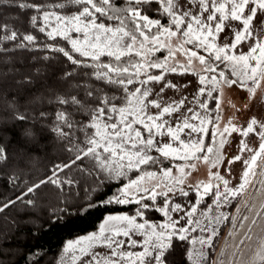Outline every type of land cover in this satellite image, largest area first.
Returning <instances> with one entry per match:
<instances>
[{"label": "snow or ice", "instance_id": "snow-or-ice-1", "mask_svg": "<svg viewBox=\"0 0 264 264\" xmlns=\"http://www.w3.org/2000/svg\"><path fill=\"white\" fill-rule=\"evenodd\" d=\"M11 3L34 10L31 28L66 45L38 43L31 32L9 30L0 35V52L9 51L4 42L10 41L13 49L59 53L74 67L33 64L0 71V175L9 185L27 183L19 173H3L14 140L17 166L28 164L53 143L68 154L27 183L15 199L0 204V213L19 203L24 206L22 220H40L33 197L48 186L62 192L77 183L69 170L75 166L84 171L85 159L100 177L97 187L124 179L129 172H142L111 198L99 192L95 199L75 205L62 201L59 211L51 210L45 222L49 225L60 222L69 207L81 212L97 201L138 206L131 215H108L97 232L68 242L64 251L72 254V264H211L205 249L212 248L216 225L228 217L222 212L210 215L212 209L201 210L200 205L212 195L218 209L245 191L257 169L264 175V120L253 115L246 125H238L234 116L221 127L224 89L236 86L251 101L264 84V0H71L78 6L71 14L49 10L64 9L65 3L47 8L23 0ZM5 28L0 26V31ZM157 52L166 56L153 59ZM10 73L17 77L11 84L6 79ZM185 75L196 77L195 87L191 81L166 79ZM37 83L43 92L33 91ZM229 106L236 107L231 102ZM248 108L245 104L236 111ZM233 134L240 137L238 153L229 158L224 149ZM250 135L258 139V147H250ZM244 152L251 153L248 159ZM152 153L182 163L164 167ZM237 161H243L245 171L243 182L233 189L219 169L225 166L230 174ZM200 164L207 165L208 180L186 190L187 178ZM156 165H161L158 171L144 170ZM189 191L196 194L194 203L172 202L171 196L188 197ZM149 210L164 221L146 217ZM25 226L33 239L41 230ZM195 232L200 235L190 238ZM182 242L191 250L182 249ZM28 256L36 259L29 261ZM40 259L35 249L25 255L26 264H40Z\"/></svg>", "mask_w": 264, "mask_h": 264}, {"label": "trees", "instance_id": "trees-1", "mask_svg": "<svg viewBox=\"0 0 264 264\" xmlns=\"http://www.w3.org/2000/svg\"><path fill=\"white\" fill-rule=\"evenodd\" d=\"M25 3H42L47 8L51 4L65 3L64 9H49L58 11L61 14H71L77 10L75 4L71 3V0H23ZM155 7V5H153ZM82 7V6H79ZM34 13L31 9H19L11 0H3L0 4V26L6 25L3 31H0V35H5L9 30H19L21 32H31L38 38V43L43 42L47 44L59 43L61 46H65L66 42L58 38L57 41L48 40L44 34L39 33L36 29L30 26V16ZM151 15V13H150ZM5 46L9 47V51L6 53L0 52V71L7 72L10 68H25L31 67L36 61L38 64L45 66L51 64L59 68L63 66L71 70L72 66L66 61L59 53H53L45 50H19L11 48L13 42H4ZM70 47V46H68ZM55 57L49 61H44L43 56ZM22 62V63H21ZM77 72L84 71L77 68ZM155 72V71H153ZM11 75L7 79V83L11 84L14 79ZM39 90L43 92L40 83H37L33 91ZM214 104L210 102V107ZM211 132V130H210ZM14 140L8 146L9 161L3 166V173H19L21 181H27L31 183L34 180L39 179L45 175L49 169L58 162H62L68 158V154L61 151L58 144H51L45 151L44 156H37L33 158L28 164H20V157L16 154L17 147ZM161 160V159H160ZM34 164V165H33ZM170 166L169 163L165 165ZM84 171H79L73 166V169L69 170L70 176L77 181L71 187H66L64 191H60L55 186H48L39 190V196H34L37 199L38 210L37 214L40 216V220H32V222L39 224L41 229L35 234L36 238L33 239L29 227L16 229L14 233L7 239L3 238L0 241V261L3 264H26L25 255L31 250L35 249L41 259L40 264H72V254L64 251L66 245L70 241H75L78 238L89 235L93 232H97L99 226L104 222L108 215L116 214H134L136 208L135 204L119 205V204H101L97 201L95 207L86 209L81 212H76L74 208L69 207L68 214L65 215L58 223L49 225L45 223L48 219V215L51 210L56 209L59 211L61 202L66 201L67 205H75L76 203H84L89 199H95L96 194L103 192L106 194V198H111L113 194H118L119 188L127 183L128 179L135 178L141 173L129 172L128 176L121 180H107L103 185L99 184L100 177L92 169V164L85 159ZM155 166H145L144 170L151 169ZM143 171V170H142ZM91 172V174H89ZM64 174L61 173V176ZM27 183H20L19 186L9 185L6 180L0 175V204L6 202L8 199H15L16 195L23 191L27 187ZM93 189H96L93 192ZM23 205L17 203L11 208L6 209L4 213H0V235L7 230V227L16 223L17 221L22 223L21 219L25 213L22 211ZM146 217H150L152 221L163 222L164 218L155 211L149 210L146 213ZM10 220V221H9ZM12 223V224H11ZM11 228H13L11 226ZM191 238V237H190ZM221 235L215 239V244L220 241ZM38 245V247H37ZM188 248L191 250V245L188 242H182V249ZM182 249L180 251H182ZM217 247H212V252L209 254L208 260L211 262L214 257ZM35 257L28 256V260H35ZM177 259L181 260V256L178 254ZM188 264H191L189 261Z\"/></svg>", "mask_w": 264, "mask_h": 264}, {"label": "rangeland", "instance_id": "rangeland-1", "mask_svg": "<svg viewBox=\"0 0 264 264\" xmlns=\"http://www.w3.org/2000/svg\"><path fill=\"white\" fill-rule=\"evenodd\" d=\"M241 47L245 51L247 50L246 45H242ZM165 56H166V52H157L155 54V56L152 58L153 59H157V58L162 59ZM177 59L182 60L183 57L180 56V54H177ZM35 63H37L35 66L43 67V65L38 64L37 61ZM152 71H155V72H153L154 74L157 73V70H152ZM10 77H11V73L8 75L7 78H10ZM166 79H172L173 82L179 81L180 83H184L186 81H191L192 82L191 87L196 86V77L191 76V75H185L183 77H181V76H168V77H166ZM188 91H190V89ZM167 94H170V92ZM246 95L247 94L245 92L241 91L236 86H233L232 89H228V88L224 89V96L222 98V105H221L222 108L224 109V112H223V121L221 123V127H223L224 124H226L227 121L229 119L233 118L234 116L237 117L234 120V123H236L238 125H246L249 118L252 117L253 115L257 116V118H259L261 120H264V84L261 85V88H260V90H258L254 100H251V101L245 100L244 98L246 97ZM230 102L234 103L236 105V107L231 108L229 106ZM245 104L249 105L248 109L244 110L242 113L236 111V108H244ZM210 130H211V127H210ZM239 140H240V137L237 134L232 135V137L230 138V143L228 145H226V147L224 149V152H225L227 157L230 158L232 156H235L238 153L237 144L239 143ZM248 143H249L250 147L256 148V147H258L259 141L255 136L250 135L248 138ZM39 154H40V156H44L45 151L40 152ZM152 154L163 161L164 167H166L165 165L167 163H169L170 166L173 163H175V164L182 163L180 161L173 162V161H169V160H164L163 157H159L158 153H152ZM250 155H251V153H249V152L243 153L244 159H248L250 157ZM225 166H227V159L225 160ZM225 166H222L219 169L220 174L223 175L225 177V179H227L229 181V187L230 188H233V189L238 188L239 185L243 182L242 181V175H243V172L245 171V165H244L243 161H237V162L233 163L230 166L231 167V173L230 174L225 171ZM160 167H161V165H156L155 167H153L151 169H147V171H158V169ZM212 171H216V169H213ZM173 174L178 175V173L176 172L175 169H173ZM249 179H250V183L247 186V188L245 189V191L248 190L249 187L251 186L252 182L254 181V177H250ZM207 180H208V167H207V165L200 164V165H198V171L192 173V175L187 178L186 185H185L186 190H187L188 185L195 184V183H198L200 181H207ZM244 192L240 193L236 197L229 198L228 201H224L222 203V206L218 209L215 206L214 196H212V195L207 196L205 198V201L200 205L201 210H206L207 208H211L212 212L210 213V215H216V214L222 212L224 215H226L228 217L227 220L222 221L216 225L217 235L213 239V246L212 247L215 246V248L217 247V249H218L220 241H218L215 244L214 243L215 239L220 235L222 237L223 232H224V228L229 222V217H230L232 211L234 210L235 205L239 201L238 198ZM170 196H171V194H170ZM171 199H172L173 203H181L182 205H187L189 202H193V203L195 202L196 194L194 191H189L188 197L176 195V196H171ZM157 202L158 203L160 202V198H158ZM37 215H39V214H37ZM178 215L183 216L184 214L179 213ZM198 215H199V212H198ZM15 223H16L15 226L11 225L13 228H11V226L7 227V230L5 232H3V235L2 236L0 235V241L1 242H2L3 238L7 239L8 237H10L14 233V231H16V229L18 230L21 228H25L26 227L25 224L35 225L36 227L39 226V224L32 222V220L23 221L22 223L16 221ZM181 223H184V221L181 220ZM199 235H200L199 232L192 233L191 238H196ZM135 238L139 239V237H135ZM220 240H221V238H220ZM217 249H215V250L217 251ZM205 252H206L207 257H209V254L212 252V248L211 249H205ZM215 255H216V252H215ZM215 255L211 259V264H214ZM81 264H83V261H81Z\"/></svg>", "mask_w": 264, "mask_h": 264}, {"label": "flooded vegetation", "instance_id": "flooded-vegetation-1", "mask_svg": "<svg viewBox=\"0 0 264 264\" xmlns=\"http://www.w3.org/2000/svg\"><path fill=\"white\" fill-rule=\"evenodd\" d=\"M260 171L257 169L250 189L238 198L229 217L216 251L217 264H237L248 243L251 245L255 238L257 245L249 262L259 256V248L264 242V175Z\"/></svg>", "mask_w": 264, "mask_h": 264}, {"label": "water", "instance_id": "water-1", "mask_svg": "<svg viewBox=\"0 0 264 264\" xmlns=\"http://www.w3.org/2000/svg\"><path fill=\"white\" fill-rule=\"evenodd\" d=\"M255 178L256 177H254V180H255ZM250 187H249V189H250ZM256 242H257V239L255 238L252 241L251 245L248 243L247 247L243 251L242 258L239 260V262L237 264H261L264 261V242H263L259 248V256L254 258L251 262H249V260L251 259V256L253 255V252L256 249L255 248L257 245ZM219 249H220V247H219ZM214 264H217V258L216 257L214 259Z\"/></svg>", "mask_w": 264, "mask_h": 264}]
</instances>
